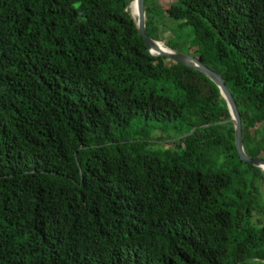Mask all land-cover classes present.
Here are the masks:
<instances>
[{
	"label": "trees",
	"instance_id": "1",
	"mask_svg": "<svg viewBox=\"0 0 264 264\" xmlns=\"http://www.w3.org/2000/svg\"><path fill=\"white\" fill-rule=\"evenodd\" d=\"M133 1L0 0V264H264V172L218 85L151 54ZM147 15L224 76L264 160V0Z\"/></svg>",
	"mask_w": 264,
	"mask_h": 264
},
{
	"label": "water",
	"instance_id": "2",
	"mask_svg": "<svg viewBox=\"0 0 264 264\" xmlns=\"http://www.w3.org/2000/svg\"><path fill=\"white\" fill-rule=\"evenodd\" d=\"M134 4H136L138 7V19L133 15V12L131 10ZM129 9L131 10L132 16L137 22L139 31L141 35L145 38L153 56L169 58L174 62L191 67L201 73H204L207 77H209L218 85L221 94L223 95L225 100H227L231 110L232 121L235 124L237 132V148L240 156L242 157L244 162L251 163L253 166L262 169L264 172V160L261 158H253L246 151L243 120L240 107L232 89L228 85L227 80H225L224 76L216 70L211 69L210 67L202 63L198 58L189 53L173 49L169 46H167L169 48V50H167L168 52L164 50L160 46V43L162 42L152 38L148 32L147 0H134L130 4ZM155 51L158 52V55L155 54Z\"/></svg>",
	"mask_w": 264,
	"mask_h": 264
},
{
	"label": "rangeland",
	"instance_id": "3",
	"mask_svg": "<svg viewBox=\"0 0 264 264\" xmlns=\"http://www.w3.org/2000/svg\"><path fill=\"white\" fill-rule=\"evenodd\" d=\"M157 0H149V3L150 4H152V3H155ZM161 2H167V1H169V0H160ZM173 26H176V23L174 22V21H172V20H170V19H167V28L169 29L170 27H173ZM167 41H168V39H169V34L167 33ZM167 41H163L162 42V44L165 46V48H167L168 50H169V48L167 47L168 45H167ZM182 52H184V51H182ZM154 140L155 141H157L158 142V140H159V133L158 132H156L155 134H154ZM157 145H159V146H163L164 144H162V143H157ZM261 186H262V191L264 192V184L263 183H261ZM262 218V219H261ZM255 220L257 221V222H259V221H264V217L263 216H260V214H256L255 215Z\"/></svg>",
	"mask_w": 264,
	"mask_h": 264
},
{
	"label": "bare ground",
	"instance_id": "4",
	"mask_svg": "<svg viewBox=\"0 0 264 264\" xmlns=\"http://www.w3.org/2000/svg\"><path fill=\"white\" fill-rule=\"evenodd\" d=\"M131 10H132V12H133V15L138 19V18H139V15H138V7H137V5L134 4V5L132 6ZM160 46H161L164 50H166V51L168 50L167 48H165V46H164L162 43H160ZM167 52H168V51H167ZM155 54L158 55V52L155 51Z\"/></svg>",
	"mask_w": 264,
	"mask_h": 264
}]
</instances>
